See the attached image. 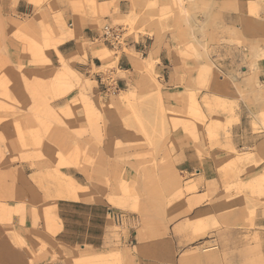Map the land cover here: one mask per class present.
<instances>
[{
  "label": "rangeland",
  "instance_id": "rangeland-1",
  "mask_svg": "<svg viewBox=\"0 0 264 264\" xmlns=\"http://www.w3.org/2000/svg\"><path fill=\"white\" fill-rule=\"evenodd\" d=\"M119 1L0 0V181L34 185L1 193L0 264H264V0ZM58 4L122 40L62 56Z\"/></svg>",
  "mask_w": 264,
  "mask_h": 264
},
{
  "label": "crops",
  "instance_id": "crops-1",
  "mask_svg": "<svg viewBox=\"0 0 264 264\" xmlns=\"http://www.w3.org/2000/svg\"><path fill=\"white\" fill-rule=\"evenodd\" d=\"M104 1H111V0H95L96 3H101ZM124 5L126 7L127 4L126 3L124 4L123 0H120L119 8L121 9V7H123ZM58 7L59 8L57 9V11L62 13L63 19L68 23L70 29H73L74 36L67 38L63 40L62 42H60L57 46V50L62 56L71 58L74 56L75 53L79 51L81 41H85V40L93 41L94 39H98L100 32L95 25L100 20L105 19V17L103 18L98 17V16L93 17L92 15L89 14V12L85 14L83 13L74 14V13H71V11L68 8L64 7L63 9H61L60 4H58ZM17 10L19 13L27 14L29 16L31 15V11H32L30 7H28L27 5H23V4L19 5ZM48 17H49L48 21L51 23V15L49 14ZM10 43H11V48H12V44H13L12 40ZM17 47H15V50L14 49L11 50L12 51V54L10 57L11 62H14V63L21 62L23 64L28 65L30 63L29 57H27L26 55L18 54ZM90 60H91V56L88 55L86 65H80L79 69L83 70L84 72L88 71ZM120 64L123 65L122 69H125L126 68L125 66L129 64V61L127 60L124 54L121 56ZM36 67H37L36 69H41V68H38V66ZM33 69L34 68L32 67H28V66L26 67V71L24 72V76L26 79H30L32 75L34 74L41 73V70H33ZM14 74H15V79L20 78L17 76L18 75L17 73H14ZM13 95L16 101L19 103L20 111L29 113L31 111H34L37 106L38 107L40 106L33 102V99L31 98L30 94L28 93V90L26 89H23V88L21 89L20 87L19 88L17 87L15 89V94ZM50 105L55 108L64 107L65 97L56 98ZM16 151H17L15 153L16 155L25 153L21 151L20 149H17ZM14 167L17 168V174H16L17 179L13 183L11 182L4 183L3 181H0V196H1V193L5 191H18V192L20 191L21 193H29V192L34 191V185L28 179V175L31 174L28 163L27 162L16 163ZM66 201L68 203L74 202L72 200H66ZM68 203H64L63 205L73 206L72 204H68ZM0 209H1V203H0ZM183 261L184 259L181 258L179 260V263H182Z\"/></svg>",
  "mask_w": 264,
  "mask_h": 264
},
{
  "label": "built area",
  "instance_id": "built-area-1",
  "mask_svg": "<svg viewBox=\"0 0 264 264\" xmlns=\"http://www.w3.org/2000/svg\"><path fill=\"white\" fill-rule=\"evenodd\" d=\"M123 38L122 28L118 25H104L98 39L106 45H117Z\"/></svg>",
  "mask_w": 264,
  "mask_h": 264
},
{
  "label": "bare ground",
  "instance_id": "bare-ground-1",
  "mask_svg": "<svg viewBox=\"0 0 264 264\" xmlns=\"http://www.w3.org/2000/svg\"><path fill=\"white\" fill-rule=\"evenodd\" d=\"M59 55V54H58ZM61 190L59 191V197L60 198H67V199H73V200H79L81 195L78 191L79 183L76 182L73 178L69 177V181L66 183H62ZM83 196V195H82Z\"/></svg>",
  "mask_w": 264,
  "mask_h": 264
}]
</instances>
